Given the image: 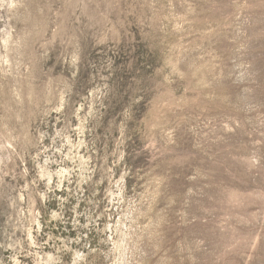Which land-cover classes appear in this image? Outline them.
Segmentation results:
<instances>
[{"label":"rangeland","instance_id":"1","mask_svg":"<svg viewBox=\"0 0 264 264\" xmlns=\"http://www.w3.org/2000/svg\"><path fill=\"white\" fill-rule=\"evenodd\" d=\"M0 264H264V0H0Z\"/></svg>","mask_w":264,"mask_h":264}]
</instances>
